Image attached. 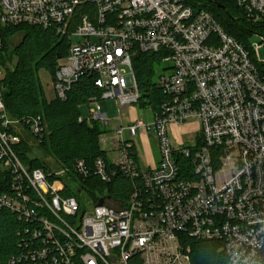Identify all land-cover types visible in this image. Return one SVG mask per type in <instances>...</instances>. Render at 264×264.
Returning <instances> with one entry per match:
<instances>
[{
  "label": "built area",
  "instance_id": "obj_1",
  "mask_svg": "<svg viewBox=\"0 0 264 264\" xmlns=\"http://www.w3.org/2000/svg\"><path fill=\"white\" fill-rule=\"evenodd\" d=\"M237 3L261 43L237 41L187 0H0V50L2 28L24 23L84 38L59 59L53 88L66 100L81 77L94 76L101 96L78 120L104 127L105 156L92 166L77 159L73 175L110 182L119 173L134 186L124 201L96 191L104 202L88 207L71 169L24 163L16 147L30 135L35 151L49 130L41 115H8L0 67V210L24 224L8 264H193L185 238L221 241L226 259L218 264H264V0ZM142 53L172 62L154 82L157 105H141L135 60ZM112 98L150 110L152 120L125 123L119 107L113 125L99 103ZM152 137L160 158L144 161L139 142ZM55 177L77 195L60 192Z\"/></svg>",
  "mask_w": 264,
  "mask_h": 264
},
{
  "label": "trees",
  "instance_id": "obj_2",
  "mask_svg": "<svg viewBox=\"0 0 264 264\" xmlns=\"http://www.w3.org/2000/svg\"><path fill=\"white\" fill-rule=\"evenodd\" d=\"M187 3L193 7L194 12L201 9L211 12L229 35L249 46L250 36L256 31L257 25L248 20L237 0H187ZM2 35L4 43L0 50V67L4 77L1 93L8 115L14 120L24 116H43L49 134L44 136L38 148L59 161L62 168L71 169V175L77 159H84L92 166L95 158L105 156L99 144V134L104 127L98 122H80L78 117L83 115L81 107L87 105L91 97L101 96V89L94 84V76L81 77L69 89L66 100L57 97L48 99L40 79L42 69H46L54 79L59 59L69 54L72 37L25 23L3 27ZM16 36H20V41L12 46ZM160 56L156 53H142L135 60V72L142 91L141 105H146V99H151L157 105L162 96L153 81L154 65ZM30 140L29 135L16 147L21 159L26 164L32 162V167L50 168L48 161L39 157L31 158L34 146ZM2 177L0 173V191L6 187ZM76 177L81 187L92 194H95V190L107 192L122 201L134 188L133 182L119 173L110 182H104L97 176L86 179ZM51 181L60 192L77 195L75 190L66 188L56 177ZM94 197L96 202L101 200V197ZM23 226V222L14 213L7 209L0 210V264H8L11 256L19 252ZM183 242L191 246L193 264H218L226 259L225 254L219 250L222 244L219 240L185 238ZM130 264L139 262L131 260Z\"/></svg>",
  "mask_w": 264,
  "mask_h": 264
},
{
  "label": "rangeland",
  "instance_id": "obj_3",
  "mask_svg": "<svg viewBox=\"0 0 264 264\" xmlns=\"http://www.w3.org/2000/svg\"><path fill=\"white\" fill-rule=\"evenodd\" d=\"M20 41V36H16L13 38L12 40V46H14L15 44H17ZM85 41L84 38L79 37V36H75L72 38V43L75 44L77 42H83ZM92 42L97 41L96 38H91ZM250 43H261L263 41V39L261 38V36L259 35H251L250 39H249ZM258 55L259 58L261 60H264V45L258 50ZM63 63L67 62V59H63L62 60ZM172 62L171 61H162L160 63L156 62L154 65V75H153V81L154 82H158L159 80V76L164 73L167 72V68L169 66H171ZM40 79L44 88V91L46 93V96L48 99H51L53 97H55V92H54V88H53V77L51 76V74L46 70V69H42L40 70ZM101 106L103 107V109L108 113V116L111 120H115L113 122V125H117V119L120 118L119 115H121L119 107L120 104L117 102L116 99L112 98L111 99H102L100 102ZM122 115L124 117V122H127V119L129 117L132 116H139L141 118H145L147 120H152L151 117V111L147 110V111H143L140 106L138 105H133L131 107L129 106H122ZM81 111L82 114L84 116H88L89 115V108L87 105H84L81 107ZM188 131L185 130V128H183V130L181 131V133H186ZM183 137V134H174L173 133V140H179L180 138ZM139 150L141 152V156L145 159H147L148 161L153 159L154 157L158 159L160 158V152L158 149V145L157 142L155 141L154 137H152L151 141L148 142H139ZM39 157L45 161H48L50 165H52V167L56 168V169H61V165L59 164V161L57 162V160L54 157H49L47 156L42 150H40L39 148H36L35 151L32 153V157ZM144 161L141 165V167H143L144 165ZM145 166V165H144ZM143 169V168H142ZM71 181L74 182L76 181V179L74 178V175L71 176ZM74 193H77L76 191ZM95 196L96 197H102L101 194L96 193V190L94 191ZM79 197L85 202V204L88 207H92L93 203L96 202V200L93 199L91 192H89L86 188L80 192Z\"/></svg>",
  "mask_w": 264,
  "mask_h": 264
},
{
  "label": "crops",
  "instance_id": "obj_4",
  "mask_svg": "<svg viewBox=\"0 0 264 264\" xmlns=\"http://www.w3.org/2000/svg\"><path fill=\"white\" fill-rule=\"evenodd\" d=\"M134 117H136V116L134 115ZM183 127L185 128V130H187V128L189 129V125H186V126H183Z\"/></svg>",
  "mask_w": 264,
  "mask_h": 264
},
{
  "label": "water",
  "instance_id": "obj_5",
  "mask_svg": "<svg viewBox=\"0 0 264 264\" xmlns=\"http://www.w3.org/2000/svg\"><path fill=\"white\" fill-rule=\"evenodd\" d=\"M104 201H103V199H101L100 201H99V204H102Z\"/></svg>",
  "mask_w": 264,
  "mask_h": 264
}]
</instances>
